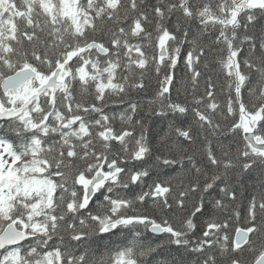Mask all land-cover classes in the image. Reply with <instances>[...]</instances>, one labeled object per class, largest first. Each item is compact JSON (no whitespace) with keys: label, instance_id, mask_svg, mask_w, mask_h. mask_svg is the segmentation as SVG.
Returning <instances> with one entry per match:
<instances>
[{"label":"snow or ice","instance_id":"1","mask_svg":"<svg viewBox=\"0 0 264 264\" xmlns=\"http://www.w3.org/2000/svg\"><path fill=\"white\" fill-rule=\"evenodd\" d=\"M0 264H264V0H0Z\"/></svg>","mask_w":264,"mask_h":264}]
</instances>
